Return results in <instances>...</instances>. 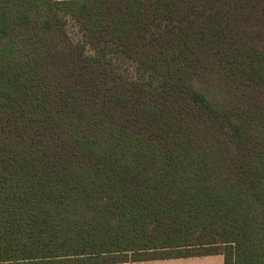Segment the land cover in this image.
<instances>
[{"label":"trees","instance_id":"trees-1","mask_svg":"<svg viewBox=\"0 0 264 264\" xmlns=\"http://www.w3.org/2000/svg\"><path fill=\"white\" fill-rule=\"evenodd\" d=\"M216 253L264 264V0H0V264Z\"/></svg>","mask_w":264,"mask_h":264},{"label":"crops","instance_id":"crops-1","mask_svg":"<svg viewBox=\"0 0 264 264\" xmlns=\"http://www.w3.org/2000/svg\"><path fill=\"white\" fill-rule=\"evenodd\" d=\"M107 264H224L223 254H205L194 256L151 258Z\"/></svg>","mask_w":264,"mask_h":264},{"label":"rangeland","instance_id":"rangeland-1","mask_svg":"<svg viewBox=\"0 0 264 264\" xmlns=\"http://www.w3.org/2000/svg\"><path fill=\"white\" fill-rule=\"evenodd\" d=\"M70 32L73 36H77L78 35V32H77V27L73 24V25H70Z\"/></svg>","mask_w":264,"mask_h":264}]
</instances>
